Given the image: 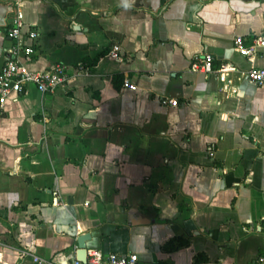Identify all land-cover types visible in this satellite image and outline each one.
Here are the masks:
<instances>
[{"label": "crops", "instance_id": "obj_1", "mask_svg": "<svg viewBox=\"0 0 264 264\" xmlns=\"http://www.w3.org/2000/svg\"><path fill=\"white\" fill-rule=\"evenodd\" d=\"M259 33L264 0H0V66L17 41L34 47L28 70L60 62L69 74L0 105V264L30 253L68 263L85 232L87 250L132 252L136 264H254L264 87L243 77L232 40ZM205 53L212 72L189 70ZM224 64L232 71L217 75ZM251 64L264 68V48Z\"/></svg>", "mask_w": 264, "mask_h": 264}, {"label": "built area", "instance_id": "obj_2", "mask_svg": "<svg viewBox=\"0 0 264 264\" xmlns=\"http://www.w3.org/2000/svg\"><path fill=\"white\" fill-rule=\"evenodd\" d=\"M22 25L21 12L16 9L14 17L11 20V26L7 29L6 35L9 38H17ZM27 35L34 38L35 32L29 30ZM232 48L241 54L248 62L249 67L243 72V77L255 86L264 87V68L252 65V60L259 49L264 48V34L252 35L248 42H245L241 36H235L232 40ZM119 47L112 44L106 52L109 59H118ZM34 53V47L30 45H21L17 41L3 48V62L0 66V105L5 101L11 92L20 93L26 86H33L38 92H54L56 89L63 87L69 79L65 66L60 62H53L47 68L41 71L28 70L25 66L31 61ZM229 64L221 65L215 70L219 76L232 71ZM188 69L193 72L209 73L212 72L211 56L207 53L202 56H193L189 63ZM220 78V77H219ZM221 79V78H220ZM222 80V79H221ZM121 86L129 90H135L136 86L128 79L123 78ZM160 103L163 105H176L175 98H161ZM137 255L129 252L117 254L109 252L101 253L97 249H88L85 260L80 261L73 258L65 264H136ZM29 264H63L55 262L39 255L30 253ZM254 264H264V252L255 257Z\"/></svg>", "mask_w": 264, "mask_h": 264}, {"label": "water", "instance_id": "obj_3", "mask_svg": "<svg viewBox=\"0 0 264 264\" xmlns=\"http://www.w3.org/2000/svg\"><path fill=\"white\" fill-rule=\"evenodd\" d=\"M90 238H91L90 234L86 232L80 233L75 236L74 238V241H75L74 258L75 259L80 260V261L85 260L86 251H87V248L89 247L86 244V241L90 240Z\"/></svg>", "mask_w": 264, "mask_h": 264}]
</instances>
